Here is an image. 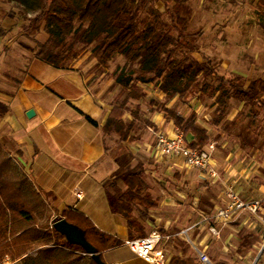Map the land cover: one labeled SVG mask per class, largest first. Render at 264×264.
Wrapping results in <instances>:
<instances>
[{"label":"crops","instance_id":"obj_1","mask_svg":"<svg viewBox=\"0 0 264 264\" xmlns=\"http://www.w3.org/2000/svg\"><path fill=\"white\" fill-rule=\"evenodd\" d=\"M1 18L6 24L0 19V26L6 29L5 35H0V145L3 149L35 186L48 199H53L52 205L59 213L65 208L80 211L97 228L124 242L128 239L127 221L132 218L124 211L116 212L112 203L118 200L119 191L126 188L124 175L142 172L148 181L147 191L152 199H158V206L150 209L144 220L146 229H159L172 235L164 243L169 262L174 256L198 261L195 251L189 256L184 250L181 243L184 238L174 234L189 229L193 244L197 240L205 252L209 238L200 236L207 231L205 218L200 217L209 216L214 209L224 206L226 196L216 195L214 190L203 193L208 184L205 188L199 187L201 192L194 195L175 187L166 192L150 187L156 184L154 180L160 182L154 174L166 160L191 170L185 167L181 157L165 158L156 149L158 135H172L176 128L169 120L163 130L165 109H173L177 98L172 102L163 101L162 108L148 104L143 110L144 118L154 124L147 126L157 132L154 138L150 135L137 138L132 130L130 136L135 140L119 141L117 134H104L103 125L120 86H114L112 78H102L103 75L91 71L97 64L92 51L84 49L76 58L73 56L60 66L53 65L36 55L37 45L47 38L45 32L29 34L30 40L26 36L28 31L22 23H16L12 11L2 13ZM137 85L147 93L145 96L150 95L146 89L149 83L137 82ZM173 94V91L159 90L155 96L165 100ZM29 110L34 111L31 117L26 115ZM218 163L214 157L216 171ZM208 178L209 184L215 181L209 172ZM163 182L160 184L165 186ZM76 190L82 191V198L74 196ZM243 214H247V219H240V227L252 228L260 222L251 214ZM233 219L224 227L235 228ZM124 242L102 252V261L149 264L134 255Z\"/></svg>","mask_w":264,"mask_h":264},{"label":"trees","instance_id":"obj_2","mask_svg":"<svg viewBox=\"0 0 264 264\" xmlns=\"http://www.w3.org/2000/svg\"><path fill=\"white\" fill-rule=\"evenodd\" d=\"M156 0H39L38 12L32 17L25 16L23 25L28 33L45 32L47 38L37 46L36 55L56 66L75 56L68 44L73 37L75 22L87 23L84 39L94 43L92 53L98 64L106 66L114 54H123L137 66L125 77L116 79L117 84L128 93L121 103L114 104L105 124L104 134H117L119 141H133L130 132L141 120L137 110L131 111L132 119L126 123L124 116L129 99H140L141 93L134 89L137 82H157L162 92L173 91L182 104L202 95L215 97L214 122L217 124L225 115L230 91L245 103L254 105L264 96V82L257 91L243 87L242 78L219 72L206 56L202 63L193 60L194 66L185 68L189 57L174 56L176 47H195L187 40L186 18L181 16L182 0L162 1L164 11L155 5ZM174 2L172 7L168 4ZM261 15L264 17V0H258ZM144 12L147 17L141 19ZM168 14L170 22L163 20ZM177 32L174 37L171 31ZM6 29L0 26V35ZM202 65V66H201ZM129 74V75H128ZM208 80L217 83L213 86ZM133 82V84H132ZM132 86V87H130ZM165 116L171 120L184 138L192 134L191 147L201 148L210 140L205 128L196 123L197 114L184 117L174 109H165ZM146 126L153 127L149 120H141ZM126 188L121 190L117 201L112 203L116 212L124 211L129 215L136 208L141 219L149 216V210L158 206V199H152L148 184L142 172L133 171L124 175ZM46 193L41 191L25 173H20L11 156L0 145V256L9 253L21 256L22 264H97L89 255L82 254L83 247L68 242L64 235L50 228ZM60 218L78 227L86 241L96 250L99 257L105 250L118 246L124 241L99 228L84 213L65 208ZM126 215V216H127ZM40 220H43L40 223ZM128 239L146 235L142 224L127 221ZM137 232V234H135ZM34 251V255L28 254ZM169 264H202L192 257L174 256ZM219 264V263H215Z\"/></svg>","mask_w":264,"mask_h":264},{"label":"rangeland","instance_id":"obj_3","mask_svg":"<svg viewBox=\"0 0 264 264\" xmlns=\"http://www.w3.org/2000/svg\"><path fill=\"white\" fill-rule=\"evenodd\" d=\"M182 1L181 16L187 20L185 33L187 40L196 50L190 52L188 47L180 44L176 47L174 56L181 58L187 55L189 57L185 63L187 69L194 66L193 60L201 64L202 56H206L219 72L240 76L244 88L252 92L257 91L258 85L264 82V17L261 15L258 0ZM38 2L39 0H0V19H2V13L12 11L16 23L24 25L27 20L23 15L31 17L36 14L39 8ZM173 4L174 2L169 3L168 7H172ZM155 5L164 11L162 1L156 0ZM146 17L144 12L140 15L141 19ZM162 18L164 21L170 22L167 13H164ZM1 21L3 25H6L4 19ZM86 27V22H75L74 24V35L68 44L73 48L75 58L82 50L92 51L93 49L94 43H89L84 39ZM30 31L26 36L31 40L29 34L35 32ZM171 33L174 37L177 36L176 31L172 30ZM136 66V63L129 62L123 54L116 53L106 66L97 63L91 71L103 75L102 78H112L114 86H116L118 85L116 79L125 77ZM208 81L213 86L217 85L212 80ZM134 89L141 93L142 97L128 100V109L124 116L126 123L132 118L131 111L137 110L139 118L142 120L146 118H144L146 113H143V110L148 107V104H155L158 109L163 107V101L172 102L177 98L172 104V108L181 115L192 112L197 114L196 123L206 129L210 138L209 142H213L215 146L214 157L219 162L215 181L209 184L208 172L199 169L187 170L182 164L177 165L175 161L166 160L167 163L161 165L154 174L160 179V182L164 181L165 186L158 180H154L157 185L150 184L151 188L166 192L175 187L194 195L201 192L198 190L199 187L205 188L208 184L209 187L203 189V193H207V191L210 193L211 190H214L216 195L222 194L223 196H227V190L231 188L246 201L260 200L262 212H264V96L258 103L250 105L241 98L235 97L234 91L231 90L225 115L216 124L214 122L216 117L215 97L202 95L199 99H191L188 103L182 104L175 92L173 96L165 98V100H158L155 95L160 89L155 81L149 82V86H146V89L150 91L149 96H145L146 92H143L137 83L134 85ZM146 89L144 90L146 91ZM128 91L120 86L119 92L114 98L115 104L121 103ZM165 119L163 130L167 128L169 122L166 116ZM141 120L137 121L133 129L137 138L149 135L154 138L153 135L156 131L153 128L149 130ZM177 131V128H173V133L171 132L172 135L169 136H174ZM192 140L194 137L190 135L185 138L186 142ZM230 161L233 163L228 164ZM13 163L22 173L23 169L14 162V159ZM52 201L53 199H48L46 196L50 228H52V223L60 219L59 212L53 207ZM129 217L132 218L133 223L142 224L146 233L149 232L136 208H133ZM205 217L207 216L200 218ZM241 218L246 220L247 214L236 215V220L233 219L235 228H225V226L215 239L208 235V231L201 233L200 236L206 235L209 238L208 243L207 240L204 242V244L207 243L204 250L212 264H264V222H259L252 228H246L245 225L240 227ZM42 222L43 220H40V223ZM180 235L184 238L181 242L184 250L188 252L189 256H193L195 251L193 246L199 248L197 240L194 241L195 244L188 241V239L191 240L189 229ZM28 254L34 255L35 252L30 251ZM24 255L26 254L11 256L19 258Z\"/></svg>","mask_w":264,"mask_h":264},{"label":"built area","instance_id":"obj_4","mask_svg":"<svg viewBox=\"0 0 264 264\" xmlns=\"http://www.w3.org/2000/svg\"><path fill=\"white\" fill-rule=\"evenodd\" d=\"M156 147L164 157H181L185 167L207 171L212 177L216 176L217 172L214 164L215 146L213 142H208L201 148L191 147L185 141L182 133L177 131L174 136L159 134ZM74 196L80 199L83 197V193L80 190H76ZM241 213L251 214L258 218L260 222H264L260 200L246 201L236 191L229 188L224 206L214 209L209 216L205 217L208 235L215 239L219 236L221 229L232 221L234 215ZM184 232L186 230L174 235H180ZM171 236V234L159 229H152L143 237L125 240L124 244L134 255L149 264H168L169 258L164 248V243ZM188 241L193 244V241L189 239ZM193 248L200 263L212 264L203 250L195 246ZM82 254H85V252ZM23 257L17 258L9 254H3L0 256V264H22Z\"/></svg>","mask_w":264,"mask_h":264},{"label":"water","instance_id":"obj_5","mask_svg":"<svg viewBox=\"0 0 264 264\" xmlns=\"http://www.w3.org/2000/svg\"><path fill=\"white\" fill-rule=\"evenodd\" d=\"M26 115L31 117L34 115V111L29 110ZM52 228L64 235L68 242L81 245L85 254L89 255L97 264H105L96 250L86 241L83 232L78 227L66 222L63 218H60L52 224Z\"/></svg>","mask_w":264,"mask_h":264}]
</instances>
